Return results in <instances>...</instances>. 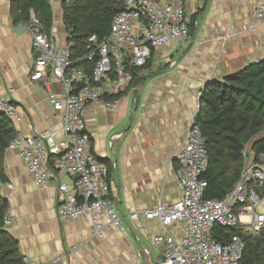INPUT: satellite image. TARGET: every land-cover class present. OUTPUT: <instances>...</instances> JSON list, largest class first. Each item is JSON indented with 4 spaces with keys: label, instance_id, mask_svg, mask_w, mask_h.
I'll return each instance as SVG.
<instances>
[{
    "label": "crops",
    "instance_id": "0c3cea01",
    "mask_svg": "<svg viewBox=\"0 0 264 264\" xmlns=\"http://www.w3.org/2000/svg\"><path fill=\"white\" fill-rule=\"evenodd\" d=\"M256 2L183 0L188 21L197 14L189 40L155 52L149 66L116 97L114 108L85 107L92 152L107 166L108 196L123 218L159 202L179 200L174 157L196 115V92L264 57L260 52L264 25L254 33L248 31ZM62 4L63 0H50L53 21L49 37L65 48L68 33ZM34 60L29 32L13 22L11 0H0V92L6 96L8 89L13 90L11 125L15 132L52 133L62 142L60 114L49 104L44 85L30 80ZM173 61L175 65L170 67ZM48 89L64 96L58 81ZM3 169L6 181L0 183V197L7 200L14 220L5 229L17 241L23 260L48 263L70 254L69 249L77 245L80 248L66 264H157L163 259L165 247L151 244L152 236L163 232L158 220H126L125 231H105L101 239L92 236L89 220L57 219L56 180L48 187L36 186L17 151L6 149ZM181 229L182 224L175 223L168 233L178 238Z\"/></svg>",
    "mask_w": 264,
    "mask_h": 264
},
{
    "label": "built area",
    "instance_id": "2783aa9c",
    "mask_svg": "<svg viewBox=\"0 0 264 264\" xmlns=\"http://www.w3.org/2000/svg\"><path fill=\"white\" fill-rule=\"evenodd\" d=\"M124 7L114 16L108 36L99 43L96 36L89 38L96 46L87 57L94 62L90 80L73 65L70 47L57 46L34 14L20 25L29 32L35 52L30 80L41 82L47 89L49 104L61 116L63 141L58 142L52 133L36 136L16 132L7 149L19 153L36 186L48 187L56 180V217L61 222L89 220L92 236L102 239L105 231H125L126 220H158L163 232L152 236L151 244L165 248L157 264H238L244 248L242 239L233 235L221 244L213 240L211 229L215 225L240 228L253 236L262 231L264 212L260 208H264V196L255 187H264V150L250 161L245 148L243 170L233 189L222 199L206 200V183L201 177L208 154L193 119L174 157L179 200L172 204L159 202L149 210L130 212L123 218L108 196V169L92 152L83 116L85 107L92 104L114 108L116 97L134 80V70L143 68L155 52L168 44L185 42L190 37L183 0H124ZM263 25L264 0H257L248 31L254 33ZM260 52L264 56V41ZM174 65V61L170 63V67ZM54 81L61 84L63 97L48 89ZM12 94V89L6 96L0 92V112L9 120L15 117ZM200 96L201 91L196 92V111ZM175 223L182 224L178 238L168 233ZM12 225L14 220L7 208L3 227ZM79 248L73 246L70 254L43 264H66ZM23 264L38 263L24 259Z\"/></svg>",
    "mask_w": 264,
    "mask_h": 264
},
{
    "label": "trees",
    "instance_id": "16d2710c",
    "mask_svg": "<svg viewBox=\"0 0 264 264\" xmlns=\"http://www.w3.org/2000/svg\"><path fill=\"white\" fill-rule=\"evenodd\" d=\"M11 4L15 24L27 23L34 14L43 32L50 36L53 21L50 0H11ZM62 9L71 60L90 80L94 62L87 57L96 46L89 38L96 36L99 43L108 36L114 16L125 9L124 0H63ZM196 16H191L188 23L189 34L194 31ZM149 64L134 70V79ZM193 125L199 129L208 154L207 168L201 177L206 183L204 199H222L240 178L245 147L250 145L255 155L264 150V135H261L264 134V57L221 81L208 83L201 90ZM15 133L10 120L0 114V183L6 181L3 154ZM255 188L264 196V187ZM7 208V200L0 197V264H23L17 241L3 227ZM211 235L221 244L238 235L244 243L238 264H264V228L253 236L240 228L215 225Z\"/></svg>",
    "mask_w": 264,
    "mask_h": 264
},
{
    "label": "rangeland",
    "instance_id": "374dc122",
    "mask_svg": "<svg viewBox=\"0 0 264 264\" xmlns=\"http://www.w3.org/2000/svg\"><path fill=\"white\" fill-rule=\"evenodd\" d=\"M261 135H264V134H261ZM245 148L247 149V151H246V152H247V156H248V157L252 156L253 153H252L251 150H250V145H247ZM260 211H261V212H264V208H260Z\"/></svg>",
    "mask_w": 264,
    "mask_h": 264
},
{
    "label": "water",
    "instance_id": "95a60500",
    "mask_svg": "<svg viewBox=\"0 0 264 264\" xmlns=\"http://www.w3.org/2000/svg\"><path fill=\"white\" fill-rule=\"evenodd\" d=\"M206 86H207V85H206ZM206 86H205V87H206ZM205 87H204V88H205ZM0 114H2V113L0 112Z\"/></svg>",
    "mask_w": 264,
    "mask_h": 264
}]
</instances>
